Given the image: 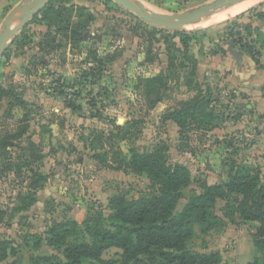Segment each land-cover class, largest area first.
<instances>
[{"label": "rangeland", "instance_id": "rangeland-1", "mask_svg": "<svg viewBox=\"0 0 264 264\" xmlns=\"http://www.w3.org/2000/svg\"><path fill=\"white\" fill-rule=\"evenodd\" d=\"M20 1L0 0V29L7 12ZM137 1L152 11L175 13L210 0ZM59 3L73 4L72 20L90 18L87 41L73 48L45 21L29 19L0 59V144L12 142L0 148V209L5 213L0 240L15 248L19 264H29L36 255L63 257V248L33 246L35 234L43 237L54 222L74 218L81 223L90 208L108 214L111 196L136 199L146 191L147 175L131 172L126 164L132 150L149 152L162 142L167 162L187 167L190 179L177 210L192 190H200L199 185L225 181L232 162L258 169L264 179V108H248L249 95L222 81L230 72L211 71L216 63L205 64L207 73L188 75L196 57L219 53L233 32L240 31L260 50L264 0L195 28L152 26L112 0ZM76 6L84 7L81 15ZM183 32L192 37L185 49L179 42ZM91 50L102 63L93 61ZM173 56L165 97L148 108L142 79L166 72ZM258 61V68H263L262 50ZM187 76L198 84L196 90H187ZM196 94L209 100L210 116L189 119L181 138L179 127L165 115ZM30 140L41 159L31 155ZM39 174L44 179L30 188ZM224 206L225 201L217 200L215 212L222 215ZM256 228L251 221L228 222L202 234L195 225L186 246L201 253L218 251L222 257L218 264H250L261 257L251 236ZM120 253L111 248L106 257L118 259Z\"/></svg>", "mask_w": 264, "mask_h": 264}, {"label": "trees", "instance_id": "trees-1", "mask_svg": "<svg viewBox=\"0 0 264 264\" xmlns=\"http://www.w3.org/2000/svg\"><path fill=\"white\" fill-rule=\"evenodd\" d=\"M60 1L65 0H48L31 20L45 21L49 28L54 27L55 33L64 36L74 48L90 38L87 30L90 18L72 20L73 4L64 6ZM76 8L80 9L81 15L84 7ZM247 28L245 26L244 30ZM229 36L231 41L224 40L227 50L233 51L235 55L246 52L259 64L260 52L243 38L240 31ZM191 40L189 33L179 34V42L184 49ZM179 50L182 51L181 48ZM220 50L224 52L222 48ZM90 54L95 63L103 62L95 50H91ZM174 66L173 56L169 59L166 72L161 71L142 79L148 108L152 109L163 101V90ZM195 66L188 74L190 77L195 74ZM190 77H186L187 90H196L198 84ZM94 104L92 101L90 105ZM208 104V99L196 94L190 99L181 100L179 107L170 110L165 119L176 123L180 137L184 138L189 119L195 121L202 114L210 116L206 112ZM196 123L199 125L201 122ZM14 137L17 138L16 135ZM11 145L12 142L8 140L1 143L0 148ZM29 146L35 160L41 159V155L33 150L37 145L30 140ZM166 152L167 146L162 142L149 152L132 150L126 164L131 172L147 175L149 185L146 191L136 199H128L123 194L111 196L108 214L90 208L81 223L74 218L54 222L43 237L42 234H35L33 246L47 244L57 249L63 248V257L31 256L29 264H218L222 259L218 251L196 252L187 248L186 242L193 237L195 225L200 227L202 234H207L211 230L223 228L228 222L236 224L239 221L257 223L251 236L261 257L250 264H264V179L260 171L232 162L226 170L225 181L199 185L200 190H192L182 209L177 210L179 200L183 197L181 191L187 185L190 175L185 165L169 164ZM42 179L44 177L39 174L38 180H33L30 188ZM217 200L225 201L222 215L215 212ZM4 214L0 209V222ZM111 248L121 250L118 259L106 257ZM15 256L16 250L11 243L0 240V262L19 264Z\"/></svg>", "mask_w": 264, "mask_h": 264}, {"label": "water", "instance_id": "water-1", "mask_svg": "<svg viewBox=\"0 0 264 264\" xmlns=\"http://www.w3.org/2000/svg\"><path fill=\"white\" fill-rule=\"evenodd\" d=\"M119 6L135 13L145 22L155 27H176L196 21L211 12L229 8L245 0H210L191 10L166 13L144 9L133 0H112ZM48 0H21L5 15L0 29V59L3 57L8 43L21 31L27 21L41 10Z\"/></svg>", "mask_w": 264, "mask_h": 264}, {"label": "crops", "instance_id": "crops-1", "mask_svg": "<svg viewBox=\"0 0 264 264\" xmlns=\"http://www.w3.org/2000/svg\"><path fill=\"white\" fill-rule=\"evenodd\" d=\"M226 46V45H225ZM222 46L224 52L222 53H212V55H208V57H200V59L195 58L196 66H195V75L198 76L200 71H205V64L209 62L216 63L215 71H223L230 72L227 78L222 81L228 85L230 88H238V90L247 93L250 98L251 104H246L248 108H254L258 105V107L264 108V94L262 89L264 90V66L263 68H258V63L246 52H242L239 55H235L233 51L227 50V47ZM264 52V46L260 47ZM243 61V62H241ZM202 65H204V70L201 69ZM207 73V72H206ZM220 74V73H219ZM249 83V88L244 87L243 85Z\"/></svg>", "mask_w": 264, "mask_h": 264}, {"label": "bare ground", "instance_id": "bare-ground-1", "mask_svg": "<svg viewBox=\"0 0 264 264\" xmlns=\"http://www.w3.org/2000/svg\"><path fill=\"white\" fill-rule=\"evenodd\" d=\"M136 4H138L139 6H141L144 9H148V6H143L141 3H139L137 0H133ZM258 0H245L243 2H240L238 4H235L229 8H223L214 12H211L209 15L204 16L196 21L193 22H189L186 24L181 25L183 28L185 26L189 27V25H191L192 27L194 26H201L204 24H208L210 23L212 20L213 21H218V20H222L224 18H228L230 16H233L235 14H237L238 12L246 9L247 7L253 5L254 3H256ZM152 9V8H151ZM212 19V20H211ZM195 28V27H194Z\"/></svg>", "mask_w": 264, "mask_h": 264}]
</instances>
